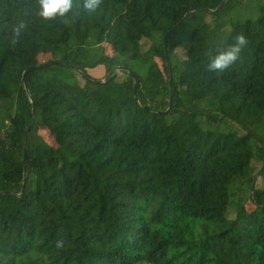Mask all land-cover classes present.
Segmentation results:
<instances>
[{"label": "trees", "instance_id": "obj_1", "mask_svg": "<svg viewBox=\"0 0 264 264\" xmlns=\"http://www.w3.org/2000/svg\"><path fill=\"white\" fill-rule=\"evenodd\" d=\"M83 3L0 0V264H264V0Z\"/></svg>", "mask_w": 264, "mask_h": 264}, {"label": "clouds", "instance_id": "obj_2", "mask_svg": "<svg viewBox=\"0 0 264 264\" xmlns=\"http://www.w3.org/2000/svg\"><path fill=\"white\" fill-rule=\"evenodd\" d=\"M100 0H84L83 7L87 11H94L99 6ZM38 15L43 19H52L56 16H65L73 7V0H38ZM23 25H19L13 29L16 35H19ZM245 44L243 36L236 37L235 43L228 48L219 51L211 58L209 67L211 70L224 71L233 62L236 61L241 50V46Z\"/></svg>", "mask_w": 264, "mask_h": 264}, {"label": "rangeland", "instance_id": "obj_3", "mask_svg": "<svg viewBox=\"0 0 264 264\" xmlns=\"http://www.w3.org/2000/svg\"><path fill=\"white\" fill-rule=\"evenodd\" d=\"M197 17L200 16V14H196ZM225 20L227 19V16L224 18ZM205 20L210 23V25H212V19L209 16H206L205 17ZM225 29H228V28H225ZM141 45H142V50H146L149 46V42L147 40H142L141 41ZM106 48V52L107 53H111V48L109 46H105ZM178 55L180 57H183V54H182V51L178 50ZM48 55H42L39 57L40 61L44 62L48 59ZM87 74H89L92 78L96 79V80H104V78L108 75L107 73V69L104 65H97L96 67L94 68H89L86 70ZM117 79L118 80H121V79H124L125 78V75L120 72V71H117ZM78 82L83 85L84 84V80L82 77L80 76H76ZM38 133L45 139L47 140L48 142H52V138L51 136L49 135L48 131L45 130V129H42L40 128L38 130ZM253 165L256 167V171L254 172L255 174V187L256 188H262L264 186V181H263V178L261 176H258L257 174V170L259 168V165L256 164V162L253 161ZM248 206H251V203L248 202L247 203ZM228 216L229 217H233L234 216V210L232 208L229 209V212H228Z\"/></svg>", "mask_w": 264, "mask_h": 264}, {"label": "water", "instance_id": "obj_4", "mask_svg": "<svg viewBox=\"0 0 264 264\" xmlns=\"http://www.w3.org/2000/svg\"><path fill=\"white\" fill-rule=\"evenodd\" d=\"M208 12H212V11H210V10H208ZM172 31V29L170 30V31H168L166 34H165V36H164V40L166 39V37L170 34V32ZM42 67V65H38V66H36V67H31V68H28V69H26L24 72H23V75H22V82H23V85H24V87H25V91H26V93L28 94V89H27V87L25 86V79H26V75L30 72V71H33V70H35V69H40ZM126 69V67H118V68H116V69H114L111 73H109L108 75H107V77L106 78H109L110 76H112L115 72H117V71H119V70H125ZM132 76H133V78H134V93H135V89H136V84H137V82H138V77L134 74V73H132V72H129ZM29 95V94H28ZM27 140H28V131H27V133H26V138H25V148H24V157H23V162H24V165H23V177L25 178V175H26V144H27ZM24 185H25V182L23 181V186H22V189H21V192L23 191V189H24Z\"/></svg>", "mask_w": 264, "mask_h": 264}]
</instances>
